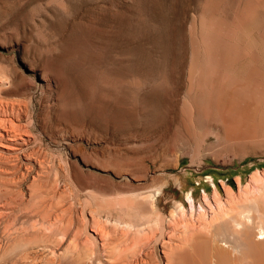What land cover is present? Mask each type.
Returning a JSON list of instances; mask_svg holds the SVG:
<instances>
[{
  "label": "rangeland",
  "instance_id": "rangeland-1",
  "mask_svg": "<svg viewBox=\"0 0 264 264\" xmlns=\"http://www.w3.org/2000/svg\"><path fill=\"white\" fill-rule=\"evenodd\" d=\"M214 204L264 218V0H0V264H199Z\"/></svg>",
  "mask_w": 264,
  "mask_h": 264
},
{
  "label": "bare ground",
  "instance_id": "bare-ground-1",
  "mask_svg": "<svg viewBox=\"0 0 264 264\" xmlns=\"http://www.w3.org/2000/svg\"><path fill=\"white\" fill-rule=\"evenodd\" d=\"M208 38V37H207ZM224 48V47H223ZM224 51V50H223ZM211 53V52H210ZM111 56V55H110ZM105 70V69H104ZM189 72V71H188ZM191 76V74H190ZM205 78V77H204ZM191 79V78H190ZM189 80V79H188ZM193 80V77L191 79V83ZM196 81V80H195ZM213 83V81H212ZM213 86V85H212ZM210 94V93H209ZM219 96V94H218ZM192 107V106H191ZM190 111V110H189ZM191 113V112H190ZM102 115V114H101ZM190 115V114H189ZM190 118V117H189ZM195 122V121H194ZM189 126V125H188ZM257 173V172H256ZM160 189V188H159ZM156 192V191H155ZM154 192V193H155ZM150 193V192H149ZM148 193V194H149ZM153 193V192H152ZM145 195V194H143ZM142 196V195H141ZM156 196V195H155ZM151 198V196H150ZM149 198V200H151ZM155 198V197H154ZM142 199V197H141ZM143 199H145V196L143 197ZM190 200V208L191 211L193 208V199L192 196L189 197ZM205 200V198H204ZM207 200V199H206ZM148 201V200H147ZM153 200H151L152 202ZM150 202V204H151ZM208 202V201H207ZM249 203V202H248ZM156 204V203H155ZM210 204V203H209ZM149 205V204H148ZM152 205V204H151ZM150 205V206H151ZM154 205V204H153ZM153 205L151 206L153 208ZM181 205V204H180ZM212 205V203H211ZM211 205H209V209L211 210V217L210 219H208L204 214H199L202 215L201 217H204L205 222L203 223H199V228H210L213 227L215 225L216 222H218V224L223 228V227H228L229 228V233L228 232H223L219 237L213 236L210 239V245H209V250L206 251L205 250V256L203 257V260L200 259L199 264H245L246 260H247V256L248 254L253 251L255 254H259V256H261L262 261H264V248H261L262 245H264V218L259 214V212L252 208V206H243L240 207L241 210H239L238 212L233 211L234 213H232V207L230 208L228 205L225 206L224 204H214L216 206L212 207ZM233 205V204H232ZM149 206V208H150ZM208 206V205H207ZM259 206V204H258ZM140 207V206H139ZM204 207V206H203ZM138 208V207H137ZM142 208V207H140ZM182 208V207H181ZM200 209L203 210V208L200 206ZM206 208V207H205ZM204 208V209H205ZM237 208V207H236ZM185 209V208H184ZM140 213V211L142 209H138ZM183 210V208H182ZM208 210V209H207ZM262 210V209H261ZM137 211V210H136ZM151 211V208H150ZM184 211V210H183ZM200 211V210H199ZM151 212H154L151 211ZM203 212V211H202ZM143 213V212H142ZM193 213V212H192ZM191 213V214H192ZM200 213V212H199ZM264 214V213H263ZM195 215V214H194ZM140 216V215H139ZM159 216V215H158ZM157 216V217H158ZM190 218L192 217L189 214ZM141 218V217H140ZM144 218V216H142V219ZM152 218V217H151ZM155 218V216H154ZM183 218V217H182ZM188 218V217H187ZM189 218V220H190ZM138 219V218H137ZM141 221H144V219ZM198 220V218H196ZM200 219V218H199ZM139 220V223H140ZM159 220V219H157ZM177 220V219H176ZM185 220V219H184ZM149 221V220H148ZM154 221V220H153ZM152 221V222H153ZM156 221V219H155ZM154 221V222H155ZM180 221V220H179ZM182 221V220H181ZM128 222V221H127ZM151 222V221H150ZM153 222V223H154ZM161 222V221H159ZM163 222V220H162ZM185 222V221H183ZM190 222L191 221H187ZM186 222V223H187ZM146 223V222H145ZM157 223V222H156ZM180 223V222H179ZM178 221H176L175 225L179 224ZM131 225V223H129ZM147 224V223H146ZM155 224V223H154ZM161 224V223H160ZM201 224V225H200ZM143 225H145L143 223ZM142 225V227H143ZM151 225V223H150ZM174 225V220H173V226ZM193 225V224H192ZM129 226V225H128ZM138 226V224H137ZM161 226V225H160ZM159 226V227H160ZM179 226L181 227V234L180 235H176L172 240H175L176 245H172V247H169L170 245L167 244L166 246L168 250V252H166V256H168V259L166 260L167 264H173V260L175 258H177L178 263L179 264H189V262L193 259L191 256L195 254V250L197 248V246L199 244H197V239L195 238L196 235H198L196 232H200V231H191L193 229L192 226L191 228L188 227V225L184 224ZM140 226V228H142ZM164 227V226H163ZM176 227V226H175ZM178 227V228H179ZM188 227V228H187ZM218 227V226H217ZM129 228V227H128ZM174 228V227H172ZM177 228V230H178ZM194 229L196 228L195 226L193 227ZM198 228V229H199ZM221 228V229H222ZM131 229H132V225H131ZM134 229H136V227H134ZM145 229V228H144ZM191 229V230H190ZM197 229V228H196ZM197 229V230H198ZM139 230V229H138ZM200 230V229H199ZM203 230V229H202ZM201 230V232H202ZM208 230V229H207ZM206 230V231H207ZM215 230V229H214ZM135 231V230H134ZM180 231V230H178ZM196 231V232H195ZM205 231V230H204ZM205 231V232H206ZM4 232V231H3ZM177 232V231H176ZM222 232V231H220ZM175 233V232H174ZM173 233V234H174ZM180 233V232H179ZM177 233V234H179ZM213 233V230H212ZM172 234V235H173ZM201 234V233H200ZM214 234V233H213ZM40 235V234H39ZM202 235V234H201ZM162 236V233L161 235ZM171 236V235H170ZM200 236V235H199ZM46 238V237H45ZM199 238V237H198ZM203 238V237H202ZM48 239V238H47ZM108 239V238H107ZM169 239V238H168ZM52 240V239H51ZM96 241V240H95ZM170 241V239H169ZM167 241V242H169ZM49 242V241H48ZM178 242V243H177ZM199 242V241H198ZM202 242V241H201ZM172 243V242H171ZM174 243V241H173ZM172 243V244H173ZM92 244V243H91ZM96 244V243H95ZM139 245V244H138ZM75 246V245H74ZM73 246V247H74ZM200 246V245H199ZM91 248V247H90ZM92 249V248H91ZM166 249V250H167ZM72 250V249H71ZM85 250V249H84ZM83 250V251H84ZM80 251V250H79ZM89 251V250H87ZM92 251V250H91ZM94 251V250H93ZM98 251V250H97ZM170 251V253H169ZM198 251V250H197ZM72 252V251H71ZM96 252V251H95ZM28 253V252H27ZM76 253V252H75ZM92 253V252H91ZM168 253V254H167ZM81 256L83 257V254L80 251ZM96 254V253H95ZM94 254V255H95ZM197 254V253H196ZM199 254H201L199 252ZM68 255V254H67ZM72 255V254H71ZM89 255V254H88ZM92 255V256H94ZM250 255V254H249ZM252 255H254L252 253ZM85 256V254H84ZM255 256V255H254ZM258 256V255H257ZM258 256V257H259ZM68 257V256H67ZM89 256H87L86 258H88ZM91 257V254H90ZM99 257V256H98ZM195 257H197L195 255ZM77 258V257H75ZM74 258V259H75ZM191 259V260H190ZM196 259V258H195ZM18 260V259H17ZM79 260H81L79 258ZM95 260V259H94ZM82 261V260H81ZM86 261V260H85ZM195 261V260H194ZM261 261V260H260ZM79 262V261H78ZM176 262V261H175ZM75 263V262H74ZM193 263V262H192ZM247 263V262H246ZM255 263V262H252ZM262 263V262H261ZM261 263H256V264H261ZM264 263V262H263ZM125 264V263H124Z\"/></svg>",
  "mask_w": 264,
  "mask_h": 264
}]
</instances>
